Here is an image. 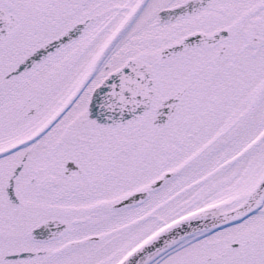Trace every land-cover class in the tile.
<instances>
[{
  "label": "snow or ice",
  "instance_id": "snow-or-ice-1",
  "mask_svg": "<svg viewBox=\"0 0 264 264\" xmlns=\"http://www.w3.org/2000/svg\"><path fill=\"white\" fill-rule=\"evenodd\" d=\"M0 264H264V0H0Z\"/></svg>",
  "mask_w": 264,
  "mask_h": 264
}]
</instances>
